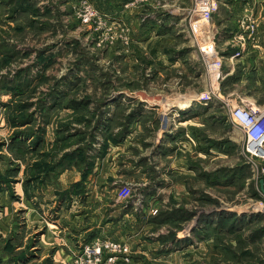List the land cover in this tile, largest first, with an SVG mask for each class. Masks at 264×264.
Returning <instances> with one entry per match:
<instances>
[{"label": "rangeland", "instance_id": "obj_1", "mask_svg": "<svg viewBox=\"0 0 264 264\" xmlns=\"http://www.w3.org/2000/svg\"><path fill=\"white\" fill-rule=\"evenodd\" d=\"M150 1L0 0V264H264V159L231 110L264 108V0H216L243 12L226 38L184 0L157 50Z\"/></svg>", "mask_w": 264, "mask_h": 264}, {"label": "crops", "instance_id": "obj_2", "mask_svg": "<svg viewBox=\"0 0 264 264\" xmlns=\"http://www.w3.org/2000/svg\"><path fill=\"white\" fill-rule=\"evenodd\" d=\"M94 1V3L96 4L97 7H99L102 11L105 12H116L117 10H120L121 5L123 4V2L125 0H92ZM158 0H151L150 2H153L152 5H154ZM164 1V6H166V10L164 9H160V12H156L155 14L153 13H149L148 16L153 20V23L147 25V29L145 27L146 22H145V17L146 14L138 11L137 9L134 11V13L137 15V29L139 30V32L141 33L142 37H147L150 36L151 38L147 41V43L151 44V48L154 49H160L162 48V42L165 39V42L167 41H171L172 38H174L173 36L175 34H173L174 32L177 34L180 33L179 30H183L186 22L189 20V14H187V10L186 7L187 5H183L185 2L184 0H163ZM228 1V0H225ZM225 5H227V3H224ZM253 4V3H252ZM230 5L231 3L228 4L229 8L224 10V11H219L218 13L216 12L215 15V20L213 22L212 27L215 28V32H218L219 35H224V38H226V36L230 33H233L236 29H237V24L239 22V18L241 17V14H243V12H239V10H231L230 9ZM253 13V15L255 17L258 16H262L261 12L259 11H253L251 12ZM142 14H145V16L143 15L141 17ZM141 19H140V17ZM141 20H143V22H141ZM203 25V24H202ZM204 26V25H203ZM205 27V26H204ZM136 28V27H135ZM207 29V28H206ZM148 30V31H147ZM229 38L226 39L224 41V43L228 44L229 43ZM153 42L154 45H153ZM183 46V45H182ZM237 48L235 47H231V46H227L223 47V53L225 56V65L227 66V68L229 69L230 73H232L234 71L235 65L237 64L238 60L240 59H244L245 61L249 62L251 59L249 58L250 56L247 54L246 56H236V50ZM177 54L179 52H176ZM246 54V53H245ZM175 56V57H174ZM178 57V58H177ZM183 56L182 54L179 53V55H171L168 58L163 59L164 60V64L167 65V61L168 59L172 60V63L170 66H175L176 64H178V60L181 59ZM176 59V60H173ZM229 73V74H230ZM187 88V89H186ZM185 88V90L187 91V93L190 94L191 89L188 88V86ZM235 91V90H234ZM194 92H196L194 90ZM208 90H204L203 92H201L200 94L196 93L195 95L197 97L195 98H201V97H206V95H208ZM231 93V92H230ZM229 93V94H230ZM180 96H184L186 94V92L184 94L177 93ZM165 97L171 98V94H164ZM194 94H192L193 96ZM187 97H189V99H193V97L186 95ZM252 102V101H251ZM181 103H185V102H181ZM176 104V103H173ZM172 104V105H173ZM187 107L190 106V101H188V104L186 103ZM188 109V108H187ZM185 110V109H183ZM195 108L192 107L190 109V112L192 115L195 114ZM190 115V114H187ZM197 117L193 116V118ZM191 117H189V120ZM172 156V155H170ZM178 163L180 165H184L185 164V160L184 157H181V161L177 160ZM177 163V164H178ZM178 164V165H179ZM177 167H183V166H177ZM90 193V192H89Z\"/></svg>", "mask_w": 264, "mask_h": 264}, {"label": "built area", "instance_id": "obj_3", "mask_svg": "<svg viewBox=\"0 0 264 264\" xmlns=\"http://www.w3.org/2000/svg\"><path fill=\"white\" fill-rule=\"evenodd\" d=\"M193 2L194 5L189 9L190 16H198L203 25L209 28L214 13L218 10L216 0H193ZM94 14L97 15V12L90 4H87L84 16L91 18ZM231 110L235 125L240 127L245 134L246 153L252 157L264 159V108H255L248 104H232ZM106 245L114 249L120 247V245L109 241L106 242Z\"/></svg>", "mask_w": 264, "mask_h": 264}, {"label": "trees", "instance_id": "obj_4", "mask_svg": "<svg viewBox=\"0 0 264 264\" xmlns=\"http://www.w3.org/2000/svg\"><path fill=\"white\" fill-rule=\"evenodd\" d=\"M26 122V121H25Z\"/></svg>", "mask_w": 264, "mask_h": 264}]
</instances>
